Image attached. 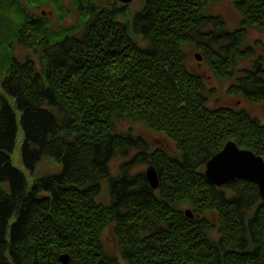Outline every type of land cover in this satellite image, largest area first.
<instances>
[{
	"label": "trees",
	"instance_id": "16d2710c",
	"mask_svg": "<svg viewBox=\"0 0 264 264\" xmlns=\"http://www.w3.org/2000/svg\"><path fill=\"white\" fill-rule=\"evenodd\" d=\"M61 1L0 0V264H61L62 254L69 264H264L257 186L217 189L204 178L230 141L264 160V124L243 109L208 108L211 92L183 50L194 43L225 80L249 56L245 30L218 31L221 20L204 15L215 0H143L135 14L93 1L56 30L32 13L50 2L61 23ZM234 4L239 26L264 33V0ZM210 23L219 34L201 33ZM213 37L228 43L225 56L200 47ZM237 80L230 95L263 102L264 72ZM119 118L164 135L174 154L118 133ZM20 135L26 173L11 161ZM132 152L115 176L111 161ZM45 162L54 167L41 171ZM143 163L158 171L155 191L145 173L131 174ZM107 228L119 258L104 247Z\"/></svg>",
	"mask_w": 264,
	"mask_h": 264
},
{
	"label": "rangeland",
	"instance_id": "374dc122",
	"mask_svg": "<svg viewBox=\"0 0 264 264\" xmlns=\"http://www.w3.org/2000/svg\"><path fill=\"white\" fill-rule=\"evenodd\" d=\"M108 1L109 0H97L98 4L102 7H108ZM234 2L235 0H215L211 4H209L204 10L205 16H214L213 18L221 20V29H218V31H221V33H233L236 29L241 28V26H239L241 17L236 9ZM72 3V0L61 1L63 11L68 13V16L66 15V17L61 20V23H58L59 17L57 15V12H55L53 7L51 6L50 2L40 7L38 11H32V13H34L38 17H42L48 23H51L53 30H56L57 28L61 27L69 28L78 23L77 21L80 15V11H78ZM115 3L116 6L122 7L117 2V0L115 1ZM142 6L143 0H136L132 4L128 5V12L130 14H135L137 11L142 9ZM213 31H215V34L218 33L216 27H214V24L210 23L207 24L205 28H202L201 33L208 34L209 32ZM244 37V47L249 48V56L246 60H238L236 62L235 67L233 68V71L227 76L225 80H219L215 76L214 71L211 70L208 62L204 60L201 50L197 49V46L194 43L186 44L183 47L187 61L186 67L188 72H190L192 75L194 74L200 77L204 82V85L206 86L207 90L211 92L207 95L206 99L208 108H210L211 110H216V108L219 107H230L235 110L243 109L246 112H249L253 117H255L259 121V123L264 124V100L262 103L255 105L245 102L241 95H230L227 92L231 86L237 85V81H239L237 79L243 77V73L245 71L252 70L253 64L257 63L258 60H261V58H259L260 55L264 57V33L259 31L258 29L247 30L246 32H244ZM216 38L213 37V39L203 40L201 42L200 47L203 48L204 46L207 49H210L213 53L215 52L220 54L221 56H225V52L227 50L226 46L228 43L224 42V44H218ZM196 55H200L202 61L196 60ZM23 56V50L19 49L15 51V57L23 58ZM31 57H33L38 67V57L34 54H31ZM262 68L264 69V62ZM115 129L118 133H128L132 130L134 135L143 137L147 141L150 149L152 150L156 149L166 151L170 155L174 154L175 152V148L173 147L172 143L167 138H165L164 135L155 133L153 131L151 132L142 124H134L132 122L119 118V120H117L116 122ZM20 143L21 135L17 140V147L12 153L11 161L13 166L26 173V166L23 165L21 161ZM133 155L134 152H132V154H128L124 158L121 157L113 159L110 164L111 172H113L115 176L119 175V168L121 167V164L129 161ZM43 165L44 166H42L41 171H44L46 169L50 170L51 167H54L51 162H45ZM148 167L150 166L144 163L140 165H135L131 170V174H143L146 172V169ZM101 238L103 239L105 249H107L108 252L112 255H115L119 258L118 250L112 238V230L110 228L104 230Z\"/></svg>",
	"mask_w": 264,
	"mask_h": 264
},
{
	"label": "water",
	"instance_id": "95a60500",
	"mask_svg": "<svg viewBox=\"0 0 264 264\" xmlns=\"http://www.w3.org/2000/svg\"><path fill=\"white\" fill-rule=\"evenodd\" d=\"M123 6H128L136 0H118ZM195 59L202 61L200 55ZM205 165L204 178L208 185L220 189L231 182L245 180L253 182L258 188L259 198L264 203V160L252 151L239 148L235 143L229 142ZM145 179L150 188L155 191L160 186L158 171L148 167L145 172ZM188 219L193 218V213L188 209L185 212ZM61 264H69L67 254L59 257Z\"/></svg>",
	"mask_w": 264,
	"mask_h": 264
},
{
	"label": "flooded vegetation",
	"instance_id": "af4514ba",
	"mask_svg": "<svg viewBox=\"0 0 264 264\" xmlns=\"http://www.w3.org/2000/svg\"><path fill=\"white\" fill-rule=\"evenodd\" d=\"M73 1V5H74V0H72ZM96 3V5H94L95 6V8H99V9H104V7H102V6H100L99 4H98V2H97V0H88V1H86V0H76V2H78V5L76 6V9L78 10V11H80V9H81V11L82 10H87L88 8H91L90 7V5L92 4V3H94V2ZM116 1V0H115ZM115 1L113 0V3H112V0L110 1V2H108V6H113L112 8L114 9V7H115V5H116V3H115ZM117 2L119 3V1L117 0ZM89 6V7H87V5ZM120 4V3H119ZM121 5V4H120ZM122 7H125V6H123V5H121ZM214 16H210V18H213ZM223 23V22H222ZM241 30H245L244 32H246L247 30H254V29H245V28H243V27H241L240 28ZM237 30V29H236ZM213 32H215V31H213ZM213 32H211V33H213ZM235 32V31H234ZM210 33V32H209ZM227 33V32H226ZM259 58H261V60H258V62L257 63H254L253 64V67H252V70H247V71H245L243 74H244V76L248 73V72H253L254 70H255V68H259L260 69V71H262V72H264V69L262 68V66H263V62H264V57L263 56H261L260 55V57ZM242 78V77H241Z\"/></svg>",
	"mask_w": 264,
	"mask_h": 264
}]
</instances>
